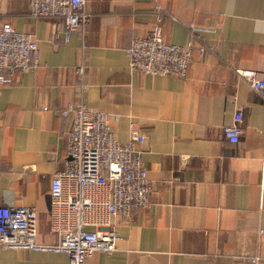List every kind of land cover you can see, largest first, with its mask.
<instances>
[{"label": "crops", "instance_id": "crops-1", "mask_svg": "<svg viewBox=\"0 0 264 264\" xmlns=\"http://www.w3.org/2000/svg\"><path fill=\"white\" fill-rule=\"evenodd\" d=\"M157 6L166 43L204 48L185 77L129 71L125 51L149 33ZM83 10L88 21L64 40L54 20L29 14L28 0H0V20L33 35L40 53L36 68L0 88V205L34 208L38 242H58L50 179L73 123L60 112L80 103L116 115L110 126L121 143L132 127L143 134L153 186L146 210L109 218L116 250L85 264H264V102L236 74L264 72V0H85ZM237 111L242 132L230 143L223 130ZM0 264L68 258L0 246Z\"/></svg>", "mask_w": 264, "mask_h": 264}, {"label": "built area", "instance_id": "built-area-1", "mask_svg": "<svg viewBox=\"0 0 264 264\" xmlns=\"http://www.w3.org/2000/svg\"><path fill=\"white\" fill-rule=\"evenodd\" d=\"M29 14L34 18L55 21L64 40L84 26L89 14L83 10L85 0H28ZM156 20L149 33L135 38L125 53L131 73L175 75L185 77L196 52L192 42L179 46L163 39L164 15L156 7ZM171 20L174 21L172 17ZM187 28L199 37L193 23ZM39 48L31 34L16 31L9 21L0 20V88L15 77L39 65ZM84 76L83 66L76 68ZM236 74L258 93L264 102V72L238 69ZM61 116L73 115L66 132V160L50 179V227L58 237L54 245L38 242V216L32 207L0 205V246L30 251L65 254L68 264H85L95 252L116 250L119 237L109 218L129 216L134 210H146L153 186L140 157L144 136L131 128L126 143L117 141L111 130L116 115L68 104ZM242 115L234 114L233 124L224 128L230 143H236L242 132ZM92 228V229H90Z\"/></svg>", "mask_w": 264, "mask_h": 264}]
</instances>
